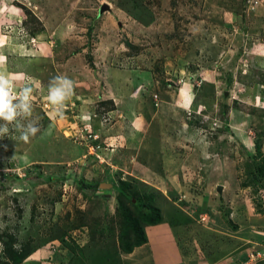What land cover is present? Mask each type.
Masks as SVG:
<instances>
[{
    "label": "rangeland",
    "instance_id": "1",
    "mask_svg": "<svg viewBox=\"0 0 264 264\" xmlns=\"http://www.w3.org/2000/svg\"><path fill=\"white\" fill-rule=\"evenodd\" d=\"M0 75L14 105L32 90L31 116L0 135V264L25 250L19 264H152L150 248L162 264H264V0H0ZM58 75L75 82L59 114ZM133 80L132 99L156 108L159 92L193 87L198 149L181 153L198 159L171 178L151 144L120 160L90 127ZM29 120L40 131L25 142ZM128 199L160 223L140 224L149 246L123 254Z\"/></svg>",
    "mask_w": 264,
    "mask_h": 264
},
{
    "label": "crops",
    "instance_id": "2",
    "mask_svg": "<svg viewBox=\"0 0 264 264\" xmlns=\"http://www.w3.org/2000/svg\"><path fill=\"white\" fill-rule=\"evenodd\" d=\"M131 83L129 87L123 86L126 87L125 91L119 90V93H125V95H117L115 90L108 97V100L112 102L113 109L105 114L112 116V120L103 126L101 125V119L94 116V113H90V127L99 136H106V140H109V145L112 146L110 154H117L115 156L120 160H122L124 153L126 154L142 144L145 148H148L151 144L152 148L148 151L153 155L160 156V159H162L160 163L162 167L161 173L168 174L171 178L178 166L176 160L181 163L185 162L190 166L195 159H198V153L194 154L192 151L181 153L182 149H191L192 141L193 146L196 147L195 150L198 149L197 142L191 137L195 135V130H193L191 123L189 124V121L185 119L187 111L198 107L194 103L193 87L188 83H184L177 89L159 92L161 100L159 99L160 103L156 108L148 95H145L141 100H133L132 93L136 91L135 84L137 83L136 80ZM142 84L146 86V83ZM131 91L133 92L131 93ZM134 95H142V92L139 91V93H134ZM178 134L180 137H178ZM187 135L190 138L185 137ZM114 141L115 145L113 144ZM147 144L149 145L147 146ZM179 186L177 183L176 185L172 184L171 189L177 191L178 188L180 189ZM200 211H203V208ZM235 226L239 232L241 226L237 224ZM155 233L157 234V231ZM237 239L243 240L240 237ZM148 242L150 243L149 236L147 237V245L149 246ZM148 252V258L152 264H162L159 262L161 260H157L153 249L150 248ZM247 259L249 260V257ZM180 261L176 264L180 263Z\"/></svg>",
    "mask_w": 264,
    "mask_h": 264
},
{
    "label": "clouds",
    "instance_id": "3",
    "mask_svg": "<svg viewBox=\"0 0 264 264\" xmlns=\"http://www.w3.org/2000/svg\"><path fill=\"white\" fill-rule=\"evenodd\" d=\"M75 82L67 76L58 75L53 77L48 86V101L54 106V110L59 114L61 108L65 107V102L74 93ZM9 81L0 75V120L5 123L0 125V135L7 134L9 131L8 124L17 122L18 117H29L32 114L31 100L32 90L26 88L20 94V103L13 104L16 96L10 95ZM18 128L21 132V139L28 142L30 137H34L40 128L36 121L29 120L26 124L18 123Z\"/></svg>",
    "mask_w": 264,
    "mask_h": 264
},
{
    "label": "trees",
    "instance_id": "4",
    "mask_svg": "<svg viewBox=\"0 0 264 264\" xmlns=\"http://www.w3.org/2000/svg\"><path fill=\"white\" fill-rule=\"evenodd\" d=\"M87 188L91 187L90 185H84ZM97 185H93V187H96ZM120 197L127 198L123 193L119 192L117 195V199L119 200L118 203H121ZM128 202L131 204L133 203L130 199H128ZM133 208L136 210L137 217L131 218V217H125V222L128 228L130 229L132 233V239L133 241L131 243H120V251L123 254H130L134 248L140 247L147 243V239L145 237L143 229L140 227V224H145L146 226H156L160 223V212L156 207H153L151 205H145V204H138L133 203ZM258 213L264 215V211L257 210ZM226 224L231 225V223L227 220ZM234 228H236L234 226ZM12 256L10 257V260H12L13 264H19L29 253L28 251H24L21 254H13V251H11Z\"/></svg>",
    "mask_w": 264,
    "mask_h": 264
},
{
    "label": "water",
    "instance_id": "5",
    "mask_svg": "<svg viewBox=\"0 0 264 264\" xmlns=\"http://www.w3.org/2000/svg\"><path fill=\"white\" fill-rule=\"evenodd\" d=\"M101 187H102V186H101ZM216 191H217L218 193H220V191H221V187L218 186V187L216 188Z\"/></svg>",
    "mask_w": 264,
    "mask_h": 264
},
{
    "label": "built area",
    "instance_id": "6",
    "mask_svg": "<svg viewBox=\"0 0 264 264\" xmlns=\"http://www.w3.org/2000/svg\"><path fill=\"white\" fill-rule=\"evenodd\" d=\"M249 259H250V257H249Z\"/></svg>",
    "mask_w": 264,
    "mask_h": 264
}]
</instances>
